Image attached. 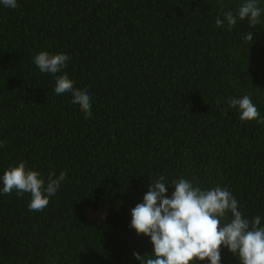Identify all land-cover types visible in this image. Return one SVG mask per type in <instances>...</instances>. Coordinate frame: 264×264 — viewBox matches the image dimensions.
<instances>
[{
	"label": "trees",
	"instance_id": "1",
	"mask_svg": "<svg viewBox=\"0 0 264 264\" xmlns=\"http://www.w3.org/2000/svg\"><path fill=\"white\" fill-rule=\"evenodd\" d=\"M243 2H0V178L20 161L45 184L51 171L67 175L40 211L30 193H0V264H140L133 252L154 246L130 227L131 210L161 176L227 187L264 226V124L227 103L249 95L264 117V11L254 26L215 24ZM42 50L68 54L56 75L89 92L90 117L55 94V76L33 61ZM220 251L221 264H241Z\"/></svg>",
	"mask_w": 264,
	"mask_h": 264
},
{
	"label": "clouds",
	"instance_id": "2",
	"mask_svg": "<svg viewBox=\"0 0 264 264\" xmlns=\"http://www.w3.org/2000/svg\"><path fill=\"white\" fill-rule=\"evenodd\" d=\"M4 7H18L17 0H0ZM262 11L258 0H244L239 5L237 14L232 11L222 12L223 19L217 17L216 26L225 21L229 30L236 26L237 18H248L250 26L260 23ZM245 39L253 40L249 32ZM69 56L64 52L51 54L40 51L33 57L34 63L42 73L53 74L56 78L55 94L66 92L72 95V104L78 105L88 118L92 113V99L89 92L74 87V82L67 72L56 75L67 65ZM229 107L237 108L240 119L256 120L264 124L257 107L249 95L240 98L232 97L227 101ZM259 117V119H257ZM4 142H0V147ZM3 187L0 193L11 194L13 190L18 196L31 194L29 210L40 211L49 204V197L57 193L67 179L65 171L56 175L48 173L47 183L38 170L26 168L24 161L5 170L2 178ZM171 183L175 191L169 198L166 196V185ZM228 213L231 219H228ZM131 228L137 234L150 237L153 244L151 253L141 255L133 252L140 264H190L195 260L210 264H221V245L233 255H238L241 264H264V226L261 217L245 218L238 209V201L227 187L216 185L211 189L193 186L186 178L173 179L167 182L163 176L150 181L143 202L131 210ZM222 221H224L222 223Z\"/></svg>",
	"mask_w": 264,
	"mask_h": 264
},
{
	"label": "rangeland",
	"instance_id": "3",
	"mask_svg": "<svg viewBox=\"0 0 264 264\" xmlns=\"http://www.w3.org/2000/svg\"><path fill=\"white\" fill-rule=\"evenodd\" d=\"M100 215L101 214H99V213L89 212V216L92 217V218L99 217Z\"/></svg>",
	"mask_w": 264,
	"mask_h": 264
}]
</instances>
